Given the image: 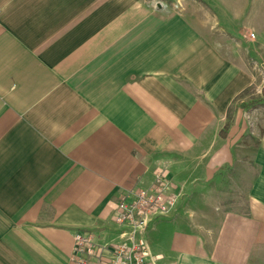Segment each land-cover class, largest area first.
<instances>
[{
	"label": "crops",
	"instance_id": "0c3cea01",
	"mask_svg": "<svg viewBox=\"0 0 264 264\" xmlns=\"http://www.w3.org/2000/svg\"><path fill=\"white\" fill-rule=\"evenodd\" d=\"M263 55L264 0H0V264L120 242V201L163 170L158 264H264V132L233 113Z\"/></svg>",
	"mask_w": 264,
	"mask_h": 264
},
{
	"label": "built area",
	"instance_id": "2783aa9c",
	"mask_svg": "<svg viewBox=\"0 0 264 264\" xmlns=\"http://www.w3.org/2000/svg\"><path fill=\"white\" fill-rule=\"evenodd\" d=\"M178 201L179 195L171 192L165 170L157 173L150 187L131 191L120 201L116 223L126 228L121 241L101 242L92 234L77 233L71 264H158L150 252L146 232L156 218L170 216Z\"/></svg>",
	"mask_w": 264,
	"mask_h": 264
},
{
	"label": "rangeland",
	"instance_id": "374dc122",
	"mask_svg": "<svg viewBox=\"0 0 264 264\" xmlns=\"http://www.w3.org/2000/svg\"><path fill=\"white\" fill-rule=\"evenodd\" d=\"M154 8L159 6L167 8L178 5L179 0H150ZM175 10H177L175 8ZM178 11V10H177ZM249 38H254L253 33L248 35ZM255 73H256V84L248 89L242 96H240L236 102H234L233 113L239 109L243 110L244 119L248 126V134L246 142L256 143V138L253 135L259 136L264 132V102L257 103L259 99L264 98V55L263 58L254 57ZM232 115V112L230 113Z\"/></svg>",
	"mask_w": 264,
	"mask_h": 264
},
{
	"label": "trees",
	"instance_id": "16d2710c",
	"mask_svg": "<svg viewBox=\"0 0 264 264\" xmlns=\"http://www.w3.org/2000/svg\"><path fill=\"white\" fill-rule=\"evenodd\" d=\"M258 102H259V103L264 102V98H263V99H259V100L257 101V103H258ZM229 127H230V123L227 125L226 129L224 130V132H226V130L228 131Z\"/></svg>",
	"mask_w": 264,
	"mask_h": 264
}]
</instances>
